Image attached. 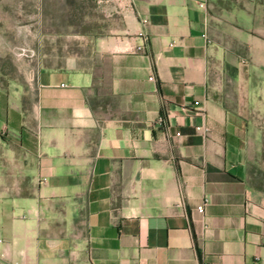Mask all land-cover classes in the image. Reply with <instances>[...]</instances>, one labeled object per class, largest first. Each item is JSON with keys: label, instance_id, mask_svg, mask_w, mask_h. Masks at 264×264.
<instances>
[{"label": "crops", "instance_id": "crops-1", "mask_svg": "<svg viewBox=\"0 0 264 264\" xmlns=\"http://www.w3.org/2000/svg\"><path fill=\"white\" fill-rule=\"evenodd\" d=\"M96 3L0 104V264H264V0Z\"/></svg>", "mask_w": 264, "mask_h": 264}, {"label": "rangeland", "instance_id": "rangeland-1", "mask_svg": "<svg viewBox=\"0 0 264 264\" xmlns=\"http://www.w3.org/2000/svg\"><path fill=\"white\" fill-rule=\"evenodd\" d=\"M108 27L96 0H0V104L28 81L40 45L49 54L84 52Z\"/></svg>", "mask_w": 264, "mask_h": 264}, {"label": "built area", "instance_id": "built-area-1", "mask_svg": "<svg viewBox=\"0 0 264 264\" xmlns=\"http://www.w3.org/2000/svg\"><path fill=\"white\" fill-rule=\"evenodd\" d=\"M202 6H204V5H202ZM197 130H198V131H202V132L205 133V134H207V133L209 132V129H208V128L197 127ZM204 210H205L204 206H199V207H198V211H199L200 213H203Z\"/></svg>", "mask_w": 264, "mask_h": 264}]
</instances>
